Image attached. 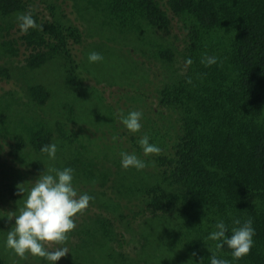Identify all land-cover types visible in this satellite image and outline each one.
<instances>
[{
  "label": "trees",
  "instance_id": "1",
  "mask_svg": "<svg viewBox=\"0 0 264 264\" xmlns=\"http://www.w3.org/2000/svg\"><path fill=\"white\" fill-rule=\"evenodd\" d=\"M66 2L0 0V49L32 70L59 58L66 82L80 86L78 70L85 35L77 23L78 15L75 20L69 15ZM112 7L115 13L145 17L163 37L159 56L165 66L164 71H151L154 84L147 86L148 92L139 93L142 103L136 101L150 122L142 119L141 130L125 132V147L120 152L113 150L118 161L108 173V183L115 197L125 201H115L113 214H119L114 218L113 214L98 217L111 225L103 228L108 242L123 248L127 224L177 210L212 213L226 224L227 236L237 227L235 219L243 224L251 217L255 235L250 253L235 260L225 245L217 256L230 264H264V0H115ZM27 11L33 12L43 31L20 32L16 14ZM219 28L229 33L228 50L217 64L205 67L200 62L206 50L201 42ZM188 58L193 63L186 67ZM171 64L178 67L169 69ZM3 72L9 70H0ZM189 78L191 84L187 83ZM132 93L125 95L128 101ZM24 96L28 103L43 106L52 93L36 83L28 86ZM134 110L131 102L125 112ZM9 134L16 139L15 152L28 142L32 151L41 153L44 145L53 142V133L44 125L37 128L24 124L21 132ZM144 134L160 147L159 155L143 154L138 140ZM122 152L135 153L147 166L142 170L130 167L123 177L126 170L121 166ZM76 155L80 160V154ZM31 164L39 174L46 171L39 157ZM84 167L78 164L73 168L86 175L97 169L93 165ZM3 172L5 177L13 178L9 179L13 183L5 185L4 197L9 198V194L14 201L20 200L22 196L14 188L24 184L20 174L12 165L4 166ZM108 174L100 171L104 179ZM1 220L9 222L7 216ZM210 256L203 264H210ZM0 264H7L2 255Z\"/></svg>",
  "mask_w": 264,
  "mask_h": 264
},
{
  "label": "rangeland",
  "instance_id": "2",
  "mask_svg": "<svg viewBox=\"0 0 264 264\" xmlns=\"http://www.w3.org/2000/svg\"><path fill=\"white\" fill-rule=\"evenodd\" d=\"M66 1L69 15L74 20L78 15L79 21H76L85 35L83 61L78 70L80 86L66 82L59 58L32 70L26 68L21 59L10 57L0 49V70H9V73H0V255L7 264H51L31 255L21 259L6 248L7 232L14 220L7 223L1 220L22 204V201L11 199L9 194V198L4 197L7 195L5 185L13 178L5 177L3 167L14 166L27 188L30 186L27 182H34L40 175L31 164L39 157L44 160L46 169L50 164L74 169V178L79 176L73 180V186L78 193L94 197L87 210L75 218L76 228L68 234V241L63 245L69 253L55 264H203L205 257L216 251V242L206 239L218 221L210 212L203 215L177 210L171 215L141 217L126 225L123 248L108 242L103 228L111 225L98 217L112 215L116 200L121 204L125 201L115 197L108 183V173L118 161L113 150L120 152L125 147L123 134L129 132L120 122L119 113L123 111L127 115L125 109L131 102L136 111L143 113L141 104L136 101L142 103L139 93L148 92L147 86L154 84V80H150L154 78L151 71H164L159 50L165 41L145 17L115 13L112 7L115 0ZM230 39L224 29L213 30L201 42L206 49L203 52L220 61L228 50ZM92 51L100 53L104 59L90 63L87 56ZM169 67L178 66L171 64ZM36 83L45 85L52 93L43 106L28 103L24 96L28 86ZM131 92L134 93L128 101L125 95ZM142 119L148 121L149 117L144 114ZM24 124H34L37 128L44 125L53 133L52 143L57 144L55 161H50L47 154L32 151L26 141L15 152L17 142L9 133L21 132ZM25 138L27 140V135ZM76 154H80V160ZM78 164L86 166L84 168L93 165L97 169L94 174H82L73 168ZM125 170L123 177L127 176L128 169ZM100 171L106 172L108 177H101ZM118 214L114 213L112 218Z\"/></svg>",
  "mask_w": 264,
  "mask_h": 264
},
{
  "label": "clouds",
  "instance_id": "3",
  "mask_svg": "<svg viewBox=\"0 0 264 264\" xmlns=\"http://www.w3.org/2000/svg\"><path fill=\"white\" fill-rule=\"evenodd\" d=\"M16 23L22 34H27L30 29L43 31L42 24L38 25L32 11L18 12ZM90 63L101 62L104 57L95 51L88 54ZM201 64L210 67L217 64L218 57L202 54ZM193 63L191 58L185 61V66ZM187 83L191 84L189 78ZM141 111H130L127 115L121 111L119 120L123 126L132 133L139 132L142 128ZM115 139V137H114ZM149 136L144 134L138 144L145 156L159 155L160 147L149 142ZM42 154H47L50 161H55L57 144H46L41 148ZM121 166L124 169L133 167L137 170L144 169L147 165L144 160L135 153L122 152ZM74 169L64 167L59 169L50 164L46 171L39 175L34 182L17 185L18 195L22 198V204L15 211L8 212L7 219L14 220V225L7 232L6 248L12 250L21 259H27L28 255L43 258L51 264L65 257L69 253L67 247H63L68 241V234L76 228L75 218L89 207L94 199L87 193H78L73 186ZM237 227L231 229V235L227 236L228 228L222 220H218L207 240L216 242V252L210 256V264H230L228 259L218 258L219 252L225 245L231 250V256L235 260L248 255L254 245L255 230L253 220L249 217L243 224L239 219L233 221ZM55 245L56 247H53ZM211 251L210 249H208ZM195 255V253H193Z\"/></svg>",
  "mask_w": 264,
  "mask_h": 264
}]
</instances>
